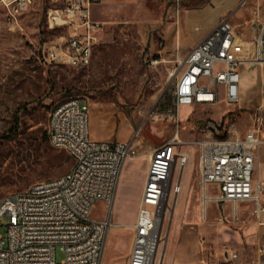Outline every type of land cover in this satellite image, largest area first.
I'll return each mask as SVG.
<instances>
[{
	"label": "rangeland",
	"instance_id": "obj_1",
	"mask_svg": "<svg viewBox=\"0 0 264 264\" xmlns=\"http://www.w3.org/2000/svg\"><path fill=\"white\" fill-rule=\"evenodd\" d=\"M46 7L47 0H36L21 13L14 28L7 26L0 8V199L71 167L69 154L54 148L47 138V116L55 104L70 97L83 99L89 107L90 138L108 133L111 140L134 141L149 154L175 130L169 117L174 111L169 72L176 60L183 61L190 47L222 19L234 27L241 54L249 58L255 29H260L264 18V0H92V15L102 22L99 42L88 66L71 67L42 58L44 44L54 35L46 26ZM150 60L157 62L150 64ZM246 65L239 67L236 104L220 99L178 108V137L189 160L180 173L181 189L176 199H170L161 223L158 264L175 259L181 225L194 227L193 264L254 262L258 231L249 210L237 222L220 221L219 205L209 201L206 219L202 218L193 144L208 134L206 123L212 121L224 126L225 136L256 129L262 141L259 147L264 148V63ZM145 160L138 155L130 161L131 179L125 189L119 183L115 202L98 201L92 208V219L108 218L109 225L116 224L109 231L115 230L111 242H105L104 255L119 257L127 250ZM178 175L176 170L174 179ZM254 177L262 179L264 174L257 171ZM207 192L214 195L217 190L208 185ZM7 220V215L0 217L2 235ZM224 250L235 251L238 258L228 260ZM62 256L56 246V262Z\"/></svg>",
	"mask_w": 264,
	"mask_h": 264
},
{
	"label": "built area",
	"instance_id": "obj_2",
	"mask_svg": "<svg viewBox=\"0 0 264 264\" xmlns=\"http://www.w3.org/2000/svg\"><path fill=\"white\" fill-rule=\"evenodd\" d=\"M35 1L0 0L7 26H17L21 13ZM91 7L92 0H47L45 22L54 35L42 50L46 62L71 67L90 64L102 29ZM252 46V56L243 57L239 36L229 21L222 19L189 49L183 61L176 60L169 74L174 109L169 117L175 130L148 155L126 264H158L161 223L170 199H176L181 189L180 173L189 160L178 137V108L220 99L236 104L240 65L245 60L264 63V18L260 29H255ZM88 112V103L79 97L63 100L49 111L47 138L54 148L69 154L72 165L58 176L0 199V217L8 216L5 234H0V264L100 263L109 223L92 219L90 214L96 202H112L121 166L136 156V146L134 141L90 138ZM261 143L256 129L232 136H216L208 130L193 143L203 219L209 201L219 205L220 221L231 222L240 218L238 204L246 203L251 206L249 214L255 225L264 226V183L253 180L255 152ZM176 170L179 175L174 179ZM208 185H214L217 193L209 195ZM223 204H230L231 212L222 211ZM56 246L63 254L59 262ZM256 252L264 254V242H258ZM223 253L228 260L237 258L235 251Z\"/></svg>",
	"mask_w": 264,
	"mask_h": 264
},
{
	"label": "crops",
	"instance_id": "obj_3",
	"mask_svg": "<svg viewBox=\"0 0 264 264\" xmlns=\"http://www.w3.org/2000/svg\"><path fill=\"white\" fill-rule=\"evenodd\" d=\"M207 32L203 36H201V38H203L207 34ZM201 38H199V40ZM195 44H193L190 47V49ZM186 54H185V56H186ZM185 56H184V58H185ZM93 139L110 141L111 140V135L106 133V135H104V136H96ZM112 140H115V139H112ZM138 155H144L146 157V160L143 163V179H142V184H143L144 175H145V172H146V169H147V165H148L147 158H148L149 154L147 153V150H143L139 146H136V156H138ZM134 157L125 160L123 162L122 166H121V169H120V172H119V175H118L117 185H116V189H115V192H114V197H113L112 203L115 202L116 191H117V187H118L119 183L121 184L120 186L125 189L127 187V184L129 183L130 179H131V173L132 172H131V166H130L131 162L130 161H132L134 159ZM257 171H260V172H262L264 174V148H260V147L255 152L253 180L261 182V183H264V177L262 179H257V178L254 177V173L257 172ZM141 188H142V186H141ZM140 193H141V191H140ZM222 206L226 208L225 211L223 210L225 213L226 212L228 213L230 211V208H231L230 204H223ZM237 207H238V213H239L240 217L245 215L246 210H249V212L251 210V206L249 204H246V203H239ZM253 225L255 226V229L258 231V239H256V247H257L258 242L261 243V244H262V242H264V226H260L258 228L255 225L254 222H253ZM193 229H194V227L192 225H181L180 226L179 233H178V243H177V248H176V257L172 261L171 264H193L194 258H195V251H196L195 250L196 249V244L193 243V239L195 238V233H194ZM114 231L115 230H113L111 232H108V231L106 232L107 234H109V238H107V234H106L105 239H104V246H105V242L106 243H110L111 242L112 238L110 239V237H111V235H113ZM132 235H133V229H132L131 237L129 239L127 250H126V252L124 254H122L119 257H117L114 254H111V255L110 254L109 255L106 254V255H104L103 251H102V255H101L99 264H126L127 263V258H128V255H129V252H130V249H131ZM256 247H255V250H254V257H253L254 262L247 263V264H264V259L261 258V256L263 254L258 256V254L256 252ZM237 258H238V255H237ZM241 263L242 262H238L236 264H241Z\"/></svg>",
	"mask_w": 264,
	"mask_h": 264
},
{
	"label": "water",
	"instance_id": "obj_4",
	"mask_svg": "<svg viewBox=\"0 0 264 264\" xmlns=\"http://www.w3.org/2000/svg\"><path fill=\"white\" fill-rule=\"evenodd\" d=\"M206 129L212 131L216 136H224V126L217 127L212 121L206 123ZM106 220L109 223L108 218Z\"/></svg>",
	"mask_w": 264,
	"mask_h": 264
},
{
	"label": "bare ground",
	"instance_id": "obj_5",
	"mask_svg": "<svg viewBox=\"0 0 264 264\" xmlns=\"http://www.w3.org/2000/svg\"><path fill=\"white\" fill-rule=\"evenodd\" d=\"M248 62H250V61H247V60L244 61L245 65L248 64ZM246 66H247V65H246ZM169 74H170V72H169ZM126 160H127V159H126ZM115 225H116V224L111 223V224L108 226V230H107V231L109 232V231L111 230V228H113ZM106 234H107V233H106Z\"/></svg>",
	"mask_w": 264,
	"mask_h": 264
},
{
	"label": "trees",
	"instance_id": "obj_6",
	"mask_svg": "<svg viewBox=\"0 0 264 264\" xmlns=\"http://www.w3.org/2000/svg\"><path fill=\"white\" fill-rule=\"evenodd\" d=\"M1 137L7 138L8 136H7V135H3V136H1Z\"/></svg>",
	"mask_w": 264,
	"mask_h": 264
}]
</instances>
